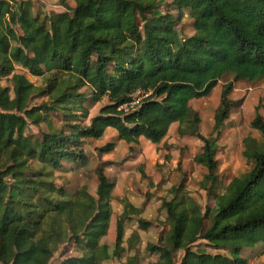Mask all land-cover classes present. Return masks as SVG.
I'll return each mask as SVG.
<instances>
[{
	"label": "trees",
	"instance_id": "obj_1",
	"mask_svg": "<svg viewBox=\"0 0 264 264\" xmlns=\"http://www.w3.org/2000/svg\"><path fill=\"white\" fill-rule=\"evenodd\" d=\"M58 1L67 9L70 2L74 7L41 18L33 13L30 0H0V264H50L64 244L74 245L77 256L59 264H103L126 253L127 264H137L139 229L127 236L126 225L141 211L128 195L120 200L122 213L108 255L100 241L109 231L111 206L78 193L67 197L64 188L56 186L54 173L64 162H86L84 141L99 140L108 128L126 144H136L139 138L158 144L177 123L178 137L202 142L193 161L206 170L201 189L215 197L216 149L200 134L201 120L190 103L207 97L223 77L233 78L221 87L214 113L212 134L218 137L234 105L229 98L233 82L264 81V0H171L192 20L193 34L184 40L178 39L169 15L155 17L158 0ZM15 65L41 77L43 86L29 82ZM137 91L150 94L135 110H118ZM36 97L46 100L29 107ZM103 99L107 104L85 124V104ZM259 108L251 128L264 141ZM50 113L61 118L60 125L39 139L17 130L26 120L45 123ZM113 148L107 143L99 151ZM243 155L251 167L229 182L217 208L202 211L192 198L184 209L162 202L170 230L161 245L146 247L157 256L148 264H176L180 251L177 264H228L223 256L192 251L198 240L232 249L234 263L244 264L239 252L264 242V151L247 139ZM97 181L100 198L112 184L101 169Z\"/></svg>",
	"mask_w": 264,
	"mask_h": 264
},
{
	"label": "rangeland",
	"instance_id": "obj_2",
	"mask_svg": "<svg viewBox=\"0 0 264 264\" xmlns=\"http://www.w3.org/2000/svg\"><path fill=\"white\" fill-rule=\"evenodd\" d=\"M10 1V0H9ZM14 2L27 0H12ZM33 4V13L40 16L61 14L73 9L74 4L68 3V9L62 6L58 0H30ZM169 15L174 21L172 28L179 40H184L193 34L192 20L187 10L176 9L171 0H158L155 17ZM157 26L162 27L159 24ZM12 27L18 35L22 34L17 23ZM15 46L16 44L13 43ZM16 72L26 74L19 65H15ZM60 78H66L59 73ZM26 78L33 85L43 86L41 77H33L26 74ZM233 78L223 77L213 88L211 93L204 98L191 101L190 105L198 113L201 123L199 132L209 139L216 149L218 166L215 197H208L200 187V182L206 170L193 161L194 156L201 152L202 142L196 138L184 136L178 137L177 127L169 128L164 139L158 144L139 138L136 144H126L117 139V133L108 128L99 140L86 139L82 146L86 156V162L62 164V169L54 173L55 184L64 188L67 197L80 194L85 198H93L100 203H108L112 209V217L108 234L100 243L109 255L113 251L115 239V222L122 213L120 200L122 197L131 199L134 208L141 211L131 223L127 224V236L130 231L138 230L140 241L134 253L137 264H148L156 260L157 256L147 252L146 247L161 245L162 238L169 232L171 222L166 218L161 204L163 201H171L178 209L187 207L189 198L204 211L205 207L212 209L220 205L219 196L223 193L229 182L251 167L244 157L245 142L254 139L259 151H264V141L261 135L251 128V122L255 116V108L259 105L258 114L264 121V81L233 82V90L229 96L234 105L228 119L224 122L218 137L212 134L213 117L219 104L221 87L232 82ZM3 86H9L7 81ZM89 95L88 89H83ZM45 97H36L30 102V106H39L45 102ZM107 104V100L100 102L88 101L85 107L90 119L97 116L101 107ZM45 123L35 125L26 120L24 125L17 130L26 136L40 138L41 133L51 128H58L61 118L52 113ZM174 123L173 126H176ZM107 143H113L111 152L101 153L99 150ZM129 147L132 149L129 150ZM168 155V157H166ZM101 169L107 176L111 191L104 193L100 198L96 196L98 185L97 171ZM171 188H177L171 193ZM128 199V198H127ZM141 221L139 226L138 222ZM210 224V221L207 222ZM146 225V226H145ZM130 230V231H129ZM190 249L198 254L220 255L226 258L228 264H235V253L232 249L213 247L203 240H198ZM130 253L124 254L121 259H107L103 264H127ZM132 255V253H131ZM77 256L74 245L64 244L54 252L50 264H59L66 258ZM183 252H178L175 258L177 264L182 258ZM238 257L244 264H264V242L254 245L252 248L241 250Z\"/></svg>",
	"mask_w": 264,
	"mask_h": 264
},
{
	"label": "built area",
	"instance_id": "obj_3",
	"mask_svg": "<svg viewBox=\"0 0 264 264\" xmlns=\"http://www.w3.org/2000/svg\"><path fill=\"white\" fill-rule=\"evenodd\" d=\"M149 94L150 93L137 91L134 95L131 96L130 101L127 104L121 106L118 110L123 111L124 113H128L135 110L140 104L141 100L146 98Z\"/></svg>",
	"mask_w": 264,
	"mask_h": 264
},
{
	"label": "crops",
	"instance_id": "obj_4",
	"mask_svg": "<svg viewBox=\"0 0 264 264\" xmlns=\"http://www.w3.org/2000/svg\"><path fill=\"white\" fill-rule=\"evenodd\" d=\"M173 125H174V124H173ZM173 125H172L171 127H177V124H176V126H173ZM129 201H131V199H130V198H129Z\"/></svg>",
	"mask_w": 264,
	"mask_h": 264
}]
</instances>
